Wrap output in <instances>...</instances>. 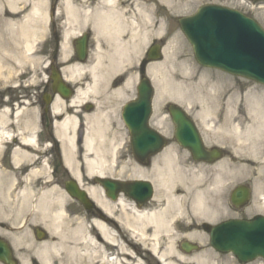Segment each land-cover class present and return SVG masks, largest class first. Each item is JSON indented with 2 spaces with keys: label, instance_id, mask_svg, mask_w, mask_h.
Instances as JSON below:
<instances>
[{
  "label": "flooded vegetation",
  "instance_id": "flooded-vegetation-1",
  "mask_svg": "<svg viewBox=\"0 0 264 264\" xmlns=\"http://www.w3.org/2000/svg\"><path fill=\"white\" fill-rule=\"evenodd\" d=\"M157 1L160 2V0ZM146 3V0H46L49 35L43 46L42 55L47 60L45 66L47 74L50 75V71L60 72L70 87L73 97L76 88L88 82L87 80L73 79L69 73L73 67L76 66L83 70H108L127 65L126 62H119L116 59L118 55L115 54L114 49L121 47L135 50V46L141 42L139 31L143 28L141 16L145 11ZM25 9L24 6L21 10L13 11L7 4L5 9L0 6L1 17L6 21L5 26L0 25V118L2 112L7 110V124L10 125L12 132L10 141L0 143V163L6 168L4 171H0V180L16 177L29 178L34 179L39 183V186H41L40 183L54 182L58 184L57 188L63 192L66 181L71 179H80L85 184H89V182L85 180L84 167L80 162L67 164L65 161L63 150L67 144L65 145L61 141L60 134L56 129V123L60 122L63 116L52 113L55 94L52 90L53 80L51 77L47 76L39 84L41 96L32 94L29 101V104L36 102L42 107L38 118L39 142L35 146L38 153L33 159H23L18 164H14L15 157L31 150L29 146L19 143L18 129L15 124L18 120L11 118L19 105L17 92L14 90L18 84V48L20 45L17 21L22 15L20 12H25ZM115 29L116 35H114ZM162 43L163 41L161 45ZM145 59L146 50L143 48L141 52L142 67L147 64ZM7 71H14V75H8ZM110 82H113L112 86L117 88L125 80L116 78ZM126 87L120 91V95L130 96V99L134 98L137 93L138 80L131 82ZM70 99L61 100L69 105ZM92 109L93 105L89 106L86 103L79 104L77 108L81 115L89 113ZM75 110L64 107L65 113L75 112ZM119 113L120 108L117 115ZM186 114L192 121V125L189 122L186 124V130H183L189 134V144L194 145V139L190 134L191 131L196 130L202 146L209 148L211 146L209 143L212 140L206 131L210 126L216 129L215 122L220 125L223 118H215V121H212L210 117L200 113L186 112ZM145 115L144 111L139 114L140 117L143 116L142 118ZM258 122V126L253 127V132L250 134L252 139L243 143V138L247 139L248 136L241 134L242 142H239L243 145L251 144L255 148L254 152L242 151L239 160H225L221 164L217 197H211L204 190L205 207L213 212L206 220H200L196 224L183 228L182 232L188 236L191 243L198 246H211L210 231L212 226L219 222L232 219L250 220L257 216H264V114L261 117L258 113ZM176 128L167 106H162L153 100L148 116L140 121V132L150 131V133H159L164 136L165 143L161 150L147 160L139 162L138 167L131 165V152L123 153L113 160H107V163L102 167L101 177L128 180L131 173L139 170L144 179L152 182L158 178H165L166 182L169 180L171 194L174 196L181 195V188L189 186L193 178L204 182L209 181L212 164L206 161H196L192 149L180 146L175 138ZM78 131L76 143L80 146L82 128ZM126 131L128 132V127H126ZM128 148L130 149V145ZM227 155L228 153L224 151L223 156ZM99 177L95 174L91 178V184L97 190L100 189V185L96 183ZM236 188H239V191L234 196ZM155 194H163V192L159 191ZM154 195L150 200L140 205L142 211H149L164 204L162 200H156ZM121 196L126 204H130L128 196L119 193L118 197ZM191 197L186 202L187 205H191V202L194 201V195ZM104 198L108 204L115 206V202L106 196ZM88 213L94 219L104 220L109 224L113 222L97 202H94ZM188 257L194 258L192 255H188ZM15 258L24 259L25 264H36L35 261L27 260L24 256ZM208 258L218 259L211 261L210 264H264V257L242 260L234 255L218 254L210 255ZM0 264L3 263L0 262ZM17 264L20 263L17 262Z\"/></svg>",
  "mask_w": 264,
  "mask_h": 264
},
{
  "label": "bare ground",
  "instance_id": "bare-ground-1",
  "mask_svg": "<svg viewBox=\"0 0 264 264\" xmlns=\"http://www.w3.org/2000/svg\"><path fill=\"white\" fill-rule=\"evenodd\" d=\"M10 6L15 10L16 2H10ZM40 15L41 5H37L36 3L31 8L29 18L27 17L24 21L25 27H28V23L36 21ZM144 22L147 27L142 33V43L146 44L149 38L148 28L150 26H155L157 21L151 17L150 12H147L144 15ZM30 35L35 36L34 29L30 31ZM173 42L174 39L167 42L164 49L163 61L151 63L146 68V73L152 79L156 87V101H159L163 95H175L176 98L188 103L189 110L196 107L198 112H210L213 110L211 106L213 104L219 105L221 110L223 100L225 99L227 103L231 100V96L228 98L224 97L226 87L211 78L199 76L198 70L188 59L180 63L179 77H168L165 68L166 65L171 66L174 60L175 53L173 51ZM140 44L141 42L135 46L136 50ZM26 49H32L29 45V41L26 42ZM114 52L118 55L116 59L119 61H130L132 56L138 61L139 51L131 52L128 49L115 47ZM87 73L89 82L86 88L79 90L70 104L66 106L79 105L84 101L87 95H90V92H95L92 98L95 109L90 113L82 114L85 130L81 147L74 141V135L72 137H67L66 134L70 130V127H79V119L77 120L75 115L66 116V118L56 125V128L59 134L62 135L65 145L67 144L64 152L68 164L77 163L79 157H81L82 163L87 168V175L93 176L94 174H102L103 165L107 163L108 158L113 160L117 153L116 150L118 149L119 140H117V135L111 128V113L113 108L111 107V102L108 97L119 95L121 88L112 89L107 86L106 80H108L113 73L111 69H90ZM71 74L81 76L83 71L76 67L72 68ZM122 75L125 78L123 85H129L131 80L129 72L125 71ZM101 95H107V97L101 98ZM190 103H192V105L189 107ZM62 107L63 104L56 101L53 105L54 113L60 114L63 112ZM5 137L6 136L3 134H0V140ZM21 141L33 145L35 139L33 135H29L28 137L22 138ZM24 157L27 158V156ZM15 161L16 163L19 162L18 159H15ZM109 165L108 163V166ZM135 176L138 177L140 174L136 173ZM158 184L164 185V191L169 194V180L166 182L165 178L164 180L158 178ZM219 185L220 180L217 175L213 178L212 187L209 189L217 190ZM6 186L7 191L12 184L6 183ZM86 189L92 198H95V196L98 197L97 193L99 190L91 186L86 187ZM193 193V199H195L193 203L199 214V216H195L200 219H206V215H209L211 211L208 207H205L203 186H195L193 188ZM51 194L52 193L49 191L44 192L39 197V203L36 205L35 203L31 204V207L35 208L32 209L34 214H36L35 211L38 210L43 215L44 221L46 222L44 225L50 234V238L39 244L32 242L24 243L26 245L24 248L30 249L29 254L42 264H48L53 260H65L72 264H143L139 258L132 254V249L135 246H140L143 249L149 247L151 254L154 256V262H159V264H190V262H192V264H209L206 256L214 254L212 252L210 253V251H206L207 254L202 252L197 255V258L187 262V258L175 250L172 244L163 249L159 246L158 241H156L157 237L161 232L169 230L172 226V221L178 218L177 212L170 219L165 218V213L169 210L168 206L170 204L177 205L180 200L179 197L174 198V196L166 194L168 205L165 206V208L146 212H141L134 208H131V210L127 209L124 200L121 199L119 204L122 212H120L119 215H115V209L113 210L112 207L100 200V203L104 206L106 211L109 212V216L112 217L117 226L108 227L106 222L94 219L92 216H86L82 220L78 219L76 225H68V222L73 221L74 218H70L69 215L66 214L64 209L65 202H63L62 199L59 197L56 198V207L52 210L43 207V205L50 206L48 201L50 202V199L52 200ZM6 196L7 194L2 192V188H0V197L5 199ZM23 198L25 203H29L30 198L26 193L23 194ZM2 209L0 202V211ZM110 213H112V215L114 214V217ZM30 215L32 214L30 213ZM118 219H120V222ZM86 223L87 225H85ZM149 226L154 229L152 234L153 240L150 244V239L147 235V227ZM118 227L121 230L119 231L121 234L117 232L116 228ZM17 232L19 233L20 229H17ZM124 237H127V240H124ZM135 248L138 249V247ZM17 251L19 252L18 249ZM144 263L147 264V261H144Z\"/></svg>",
  "mask_w": 264,
  "mask_h": 264
},
{
  "label": "rangeland",
  "instance_id": "rangeland-1",
  "mask_svg": "<svg viewBox=\"0 0 264 264\" xmlns=\"http://www.w3.org/2000/svg\"><path fill=\"white\" fill-rule=\"evenodd\" d=\"M23 2L18 6V10H21L26 7L25 12H20L25 15L27 13V9L30 7V3H28L30 0H22ZM38 1V0H33ZM206 0H170L168 3H163L161 5L160 3L156 2V0H151V2L147 3V11H153L152 17L157 21V24L155 26H150L148 28V34H149V42L153 38L163 37L167 39V42L169 40L174 39L173 42V51L175 53L174 60L172 62V65H166L165 71L167 72L168 77H179L180 76V63L185 60H189L191 64L195 66V68L198 70L199 76H205L206 78H211L214 81L219 82L221 85L226 87L225 92V98H228L231 96V100L227 103L224 99L222 102L221 110L220 106L217 104L211 105L213 107V110L209 113L212 115L217 116H224L225 118H231V121L235 122L236 120L242 121H248L252 123V115H250V112H254L257 110L255 100H262L261 104L264 105V86L256 84L254 82L245 80L240 77L232 76L229 74H226L222 71L206 68L201 65H199L194 56L192 49L187 42V40L184 38L183 34L179 30V26L177 24V18L180 16L191 14L200 3L204 2ZM222 2L225 5L234 7L236 9L241 10L242 12L246 13L247 15L253 17L256 19L260 25L264 28V2L259 3L258 5H255L254 8L251 9L249 0H215ZM5 0H0V5L4 4ZM1 22L3 23V19L0 18ZM160 22V23H159ZM21 24V22H19ZM34 29L37 32V35L33 38V46L38 48V46L41 47V45L44 42V38L46 37L45 30H44V19L43 16H39L36 21H34ZM147 26V25H146ZM1 28V26H0ZM39 49V48H38ZM18 56H19V63L22 65L19 67V85H18V99H20L19 103L21 106L28 105L26 103V98L29 97V94L31 93L30 89L36 88L35 84L39 83V78L43 79L44 74L42 73L43 65L45 64V61L42 60L40 51L36 53H31L29 50L25 51L23 48H18ZM168 64V63H167ZM126 71L129 72L130 76H133V74L136 72L134 67H128ZM107 90V89H105ZM101 98H106L107 95H101ZM175 96V95H174ZM170 96L163 95L161 97V100H169ZM109 101L111 102V105L113 104L116 106L120 102L118 98L115 96L108 97ZM34 105V104H33ZM191 105V104H190ZM233 107V108H232ZM34 109L35 108H28V109H22L19 107V111L21 112L18 114V117L20 119L34 117ZM195 110V109H194ZM23 112V113H22ZM115 112V111H114ZM243 116V118H240ZM249 118H244V117ZM228 127V130L226 132H229L230 135L226 136L224 133H210L211 138L214 137V140H219V138L222 137H229L225 139H230L231 142L235 141V135H236V129L233 124H226L223 125ZM29 129L31 128V125H26L23 127L22 123L19 124V130L22 129ZM111 128L113 132L117 135V140H119L120 145L125 141V131L122 128V125L117 120L116 116L111 114ZM232 152H236V147H233L231 149ZM13 183V182H12ZM53 185V183H50ZM33 183H21L20 187H23L22 190H16L12 191L10 190L9 196H6L5 199H2L0 197L1 205L3 206V211L0 213V223H3V225H0V233L1 232H10L8 233V240L12 241L11 244L15 246L14 253L16 254V251L20 250L25 256L33 257L31 254H29V248H24V243L32 242L35 244H39L43 241H39L35 235H34V229L33 226L36 224H40L42 226V230L47 233L46 240L50 238V234L46 229V222L44 221L43 215L36 210L34 214L32 212V209H35L31 207L32 203H39V197L41 194H39V191L35 188H32ZM31 187V191L33 190V193L28 196L30 198V201L27 206H25V201L23 198V194L25 193L26 188L29 189ZM2 188H4V185H2ZM19 194V196H18ZM212 195V194H211ZM58 192H55L51 194L52 200L50 199V210L54 209L56 207L55 201L57 200ZM55 198V199H54ZM14 199V200H13ZM11 200V201H10ZM65 205L66 209L70 212H73L75 216L73 217V221L68 222L69 224L76 225L78 219H81V216L84 214V210H82L76 202L71 200L70 198L65 199ZM193 212V211H192ZM30 213L32 215H30ZM188 210L187 212L183 213L186 217L192 219L193 221V214ZM34 214V215H33ZM6 216V218H4ZM77 216V217H76ZM182 218L181 224L185 221L186 217L181 215ZM16 219H19L16 221ZM27 219V221H26ZM25 220V221H24ZM41 222V223H40ZM181 224L179 226H181ZM87 225V223L85 224ZM7 228V229H6ZM6 229V230H4ZM17 229H20V232H17ZM120 229H118V234ZM121 234V233H120ZM123 236V234H122ZM174 233L173 236L170 237H163L165 240L166 245H170L169 243L172 242L174 239ZM3 237V236H2ZM6 238V237H5ZM167 239V241H166ZM44 240V241H46ZM124 240H127V237H124ZM165 245V246H166ZM18 246V247H17ZM135 247H138L135 248ZM132 249V254L139 258L143 264L144 260H142L143 256L147 264H157L152 259L151 255H145L142 254L144 249L140 246H135ZM140 248V249H139ZM179 249V248H178ZM208 247H202V250H199V252H194V254H200L202 252L209 251ZM57 254V253H56ZM207 254V253H206ZM187 262H190V260H186ZM54 264H72L70 262H67L65 260H53ZM192 264V262H190Z\"/></svg>",
  "mask_w": 264,
  "mask_h": 264
},
{
  "label": "water",
  "instance_id": "water-1",
  "mask_svg": "<svg viewBox=\"0 0 264 264\" xmlns=\"http://www.w3.org/2000/svg\"><path fill=\"white\" fill-rule=\"evenodd\" d=\"M181 29L190 44L194 55L199 63L209 67H216L226 72L253 79L264 84V30L254 20L247 18L236 10L224 7L205 5L201 6L195 14L179 19ZM157 56V48H152ZM59 90H65L58 86ZM150 87L147 82L142 81L140 86V96L137 101L126 108L124 118L133 125L135 119L129 115L139 109L149 110ZM174 120L179 124L184 115L174 107L171 108ZM180 128V124H179ZM185 134L176 132V137L184 145ZM196 136V135H195ZM150 135H142L139 132H132L131 142L133 152L139 159L145 144L149 143ZM156 147H148L147 153H152ZM198 153V148L196 149ZM211 159L219 157V151L214 149L210 152ZM109 190L122 188V183L106 180L102 182ZM131 185H142L149 194L150 185L146 182L135 181ZM70 193L78 198L86 208L91 204L85 193L78 190L76 186L67 187ZM133 195L134 194H130ZM41 234H39V237ZM214 247L221 251H231L241 257L264 256V217H258L253 221H230L216 226L211 234ZM188 251L191 247L183 245ZM10 249L4 241L0 240V257L9 256ZM6 263L11 260L4 259Z\"/></svg>",
  "mask_w": 264,
  "mask_h": 264
}]
</instances>
